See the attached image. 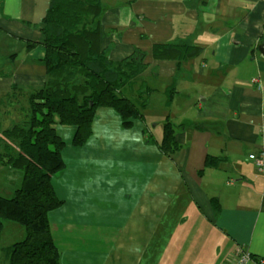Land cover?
Returning a JSON list of instances; mask_svg holds the SVG:
<instances>
[{"label":"crops","instance_id":"crops-1","mask_svg":"<svg viewBox=\"0 0 264 264\" xmlns=\"http://www.w3.org/2000/svg\"><path fill=\"white\" fill-rule=\"evenodd\" d=\"M103 1L101 49L113 61L145 53L134 85L148 90L147 105L127 128L97 107L81 146L74 126L53 125L66 144L52 178L63 203L47 216L52 234V222L64 227L63 263L233 264L237 251L248 264L264 259V172L248 158L264 153V0ZM48 4L0 0V99L13 85H44ZM163 43L200 52L154 59ZM167 120L181 146L169 156L156 143Z\"/></svg>","mask_w":264,"mask_h":264},{"label":"trees","instance_id":"trees-1","mask_svg":"<svg viewBox=\"0 0 264 264\" xmlns=\"http://www.w3.org/2000/svg\"><path fill=\"white\" fill-rule=\"evenodd\" d=\"M105 10L103 0H49L42 28L45 83L29 91L13 85L0 99V106L7 107L2 114L11 117L6 128L0 122V163L20 170L23 176L10 197L0 195V235L6 219L21 224L26 233L11 245L8 264H61L47 214L63 203L52 178L65 167L66 144L53 125L74 126L72 144L81 146L90 136L97 107L112 108L126 128L133 120L143 119L148 90L136 91L134 82L147 66L145 53L137 49L120 61L108 57L100 42ZM152 50L154 59L179 61L200 52L185 43L157 44ZM174 132L167 120L156 142L168 156L181 147ZM147 142L155 141L150 137ZM211 203L218 214V201Z\"/></svg>","mask_w":264,"mask_h":264},{"label":"rangeland","instance_id":"rangeland-1","mask_svg":"<svg viewBox=\"0 0 264 264\" xmlns=\"http://www.w3.org/2000/svg\"><path fill=\"white\" fill-rule=\"evenodd\" d=\"M8 109H11V108H8ZM2 113L3 112L0 111V122L3 125L7 123V125L9 126L11 123V120H10L11 117L8 116L6 118V115H3ZM23 114L24 113H21L22 117H23ZM154 114H155L154 110L151 113L148 112L147 119H148L149 124L151 123L150 121L152 120V118L157 117V116L153 117ZM3 167H4V170H2ZM56 175H57V172L53 176L54 180H55ZM22 177L23 176H22V173L20 170L15 169V168H11V167L3 164V163H0V195L10 197L13 194L14 190L21 185ZM52 223H53V227H54L53 228V234L55 235V239L58 241L57 245L59 246V249L61 250L60 253L62 256L63 250L60 247V242L61 243L65 242V237H63V235H62L64 227L62 226V224H60L56 228L55 223L54 222H52ZM75 228H76V226L72 225L71 227L68 226L67 230L74 231V233L77 237V231L75 230ZM25 234H26L25 229L21 224L15 222V221H12V220H7V219L3 221V226L1 229V235H0V264H8L11 245L14 242L23 240L25 238ZM74 239H75V236L73 237L71 235L70 244L72 241H74ZM60 261H61V264H64L62 261V258H60Z\"/></svg>","mask_w":264,"mask_h":264},{"label":"built area","instance_id":"built-area-1","mask_svg":"<svg viewBox=\"0 0 264 264\" xmlns=\"http://www.w3.org/2000/svg\"><path fill=\"white\" fill-rule=\"evenodd\" d=\"M248 158L253 161L260 172H264V153H260L259 155L251 153L248 155ZM233 261V264H248L252 261V258L248 252L237 251L231 255V262ZM255 264H264V259L257 260Z\"/></svg>","mask_w":264,"mask_h":264}]
</instances>
